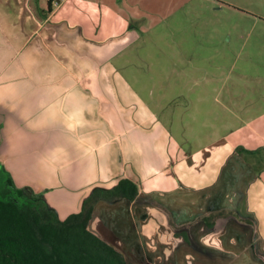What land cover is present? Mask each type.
Wrapping results in <instances>:
<instances>
[{"label":"crops","instance_id":"obj_1","mask_svg":"<svg viewBox=\"0 0 264 264\" xmlns=\"http://www.w3.org/2000/svg\"><path fill=\"white\" fill-rule=\"evenodd\" d=\"M156 7L0 0V165L61 221L136 184L88 226L127 264H264V102L151 64Z\"/></svg>","mask_w":264,"mask_h":264},{"label":"rangeland","instance_id":"obj_2","mask_svg":"<svg viewBox=\"0 0 264 264\" xmlns=\"http://www.w3.org/2000/svg\"><path fill=\"white\" fill-rule=\"evenodd\" d=\"M146 3L161 5L155 10L150 8L148 15L150 32L145 42L151 49V64L181 63L185 67L193 58L201 68L193 73L195 80L239 86L232 87L238 92L232 94L234 97L264 102V22L257 20L264 19V0ZM257 129L264 131L263 127Z\"/></svg>","mask_w":264,"mask_h":264},{"label":"trees","instance_id":"obj_3","mask_svg":"<svg viewBox=\"0 0 264 264\" xmlns=\"http://www.w3.org/2000/svg\"><path fill=\"white\" fill-rule=\"evenodd\" d=\"M138 195L136 184L121 180L111 190H95L79 213L61 221L42 196L17 188L0 165V264H127L88 226L98 202H133Z\"/></svg>","mask_w":264,"mask_h":264},{"label":"built area","instance_id":"obj_4","mask_svg":"<svg viewBox=\"0 0 264 264\" xmlns=\"http://www.w3.org/2000/svg\"><path fill=\"white\" fill-rule=\"evenodd\" d=\"M56 1V0H55ZM55 5H58L57 3H55Z\"/></svg>","mask_w":264,"mask_h":264}]
</instances>
